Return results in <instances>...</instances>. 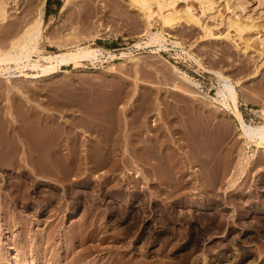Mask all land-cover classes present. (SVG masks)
Wrapping results in <instances>:
<instances>
[{"label":"rangeland","instance_id":"1","mask_svg":"<svg viewBox=\"0 0 264 264\" xmlns=\"http://www.w3.org/2000/svg\"><path fill=\"white\" fill-rule=\"evenodd\" d=\"M212 1L176 0L198 22L159 42L131 0H45L46 53L102 54L39 81L0 70V264H264V142L240 135L215 73L263 123L264 0ZM42 2L8 0L0 51Z\"/></svg>","mask_w":264,"mask_h":264},{"label":"bare ground","instance_id":"2","mask_svg":"<svg viewBox=\"0 0 264 264\" xmlns=\"http://www.w3.org/2000/svg\"><path fill=\"white\" fill-rule=\"evenodd\" d=\"M66 1H68V0H65V2ZM131 1H132V3H136L143 10L144 15H146V17L148 19H150L151 17L155 18V16H159L161 21L164 23V26L160 32H156V33L152 34V39H155L159 42L164 38L163 33L165 32V27L166 26H173L176 23V21L179 18H181L182 16H184L186 21L198 22V19L195 18L194 15L189 10H186L185 12H183L184 14L177 12L174 9V4H175L176 0H170V1H167V0H131ZM199 1L208 7L211 6L213 3L212 0H199ZM65 2H64V4H67V2L66 3ZM73 2L76 3L77 1L76 2L73 1ZM68 3L71 4V2H68ZM154 3L157 6L156 10L153 9ZM44 5H45V0H43L41 7L38 9V11H36L37 14L35 15L33 23L31 25H29L28 27L24 28L23 30L21 29V30H19V32L17 31V33H15V31H14L13 33H15V38L11 41L9 48L8 49L6 48V50L0 51V70L3 69V71H4V69H5V71L7 72L9 69L12 68V65H9L11 63L16 64L17 67H31L36 72H34L32 74L26 73V78H28V79L31 78V79H34L35 81H39L40 77L47 76L54 71L56 72V69L58 67H61L62 65H69V64L73 63L74 69H75L79 65H81L83 63V61H85V60L92 61L94 59H98V57L100 56L99 54L101 53L100 48L79 46V45L76 47V49L71 48L69 50L66 49V50H60V51H56V52H52V53H50V52L46 53L45 48L42 46V43L44 41H47L49 43H51L53 41L51 40L52 37L47 34V30L49 28L45 27L46 23L44 21ZM74 5H73V7H74ZM168 5H172V9L168 8L166 10V7ZM66 9L67 8H64L63 10H66ZM60 12L62 13L63 11L60 10ZM63 16H64V14H63ZM8 17H9V15H8V0H0V19L6 20V18H8ZM76 29H75V32H77ZM243 29H244V27H241L240 25L237 26V30L239 32H241ZM58 30H59V28H58ZM58 30H56V31H58ZM51 31H52V29H51ZM52 32H54V30ZM78 32H79V30H78ZM57 36H58V34H57ZM136 44L140 45L141 43L137 42ZM35 54L38 55V58H34ZM191 56L195 60L198 61V59L193 54H191ZM42 59H44V61H46V62L42 63L41 62ZM2 65H5V67H3ZM13 73H15V72H13ZM215 73L221 79L220 81H222V88L219 92L221 97H222V101L227 107L231 106L233 114L235 115V117L239 121L240 135L242 137H245L249 141H256L258 143L264 142V122L259 123V124L248 123L244 119L242 112L239 108L238 93H237L235 83L232 81V79L228 75H226L220 71H215ZM22 75H24V74H22ZM5 77H6L8 83H12V78L15 77V75L12 74V75H8ZM18 124H19V121L16 120V125H18ZM261 147H264V145H262ZM249 164H250V160L247 159L246 164L244 165L246 168L244 167V169H242L243 172L246 171ZM135 175H134L135 177L138 176V174H135ZM21 182L22 181H20L18 183L20 184ZM13 198H15V197H13ZM27 200H28V198L25 197V203L26 204L28 202ZM5 213H7V212H5ZM62 235H65V234H62ZM65 236H67V235H65ZM87 249L89 250V248H87ZM83 250H84V248H83ZM89 251H91V250H89ZM67 255H69V254H66V256ZM84 255H86V254H84ZM87 255H88V253H87ZM18 256L19 255L17 253L13 258H17ZM80 256L81 255H79V256L74 255L73 257H78V259H77V261H78ZM20 257H21V255H20ZM52 257H54V256H52ZM55 257H57V256H55ZM58 257H60V254ZM73 259L74 258H72L71 260H73ZM20 260L21 259H19V262H20ZM56 260H57V258L55 259V261ZM64 260H66V259H64ZM80 260H81V258H80ZM82 260H86V259L83 258ZM14 261H16V260L14 259ZM73 261H76V259ZM78 262H76L75 264H77ZM65 263L67 264V263H69V261L65 262ZM65 263H63V264H65ZM80 263L83 264L85 262H80ZM56 264H58L57 261H56Z\"/></svg>","mask_w":264,"mask_h":264}]
</instances>
